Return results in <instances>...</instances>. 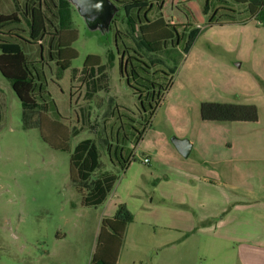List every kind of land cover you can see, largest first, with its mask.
I'll use <instances>...</instances> for the list:
<instances>
[{
    "label": "rangeland",
    "instance_id": "1",
    "mask_svg": "<svg viewBox=\"0 0 264 264\" xmlns=\"http://www.w3.org/2000/svg\"><path fill=\"white\" fill-rule=\"evenodd\" d=\"M195 2L202 12L205 0ZM1 4L17 9L15 0ZM118 7L114 20L127 45L168 73L170 86L133 148L134 160L121 171L106 151L117 128L111 111L118 105L139 114L137 98L119 72L123 50L111 31L89 32L70 6L77 56L60 78L44 41L48 91L59 120L40 114V106L21 105L0 75V264H89L101 219L112 218L119 205L126 206L132 222L117 264H237L242 250L264 258V28L245 13L236 24L205 25L210 12L201 13L203 22L185 52L168 47L153 54ZM164 11L169 24H185L183 17ZM161 12L154 6L149 20ZM21 47L31 59H40L38 46ZM90 55L99 58L98 67H84ZM202 103L252 105L258 119L202 121ZM173 138L190 142L187 158L175 150ZM85 139L97 147L98 167L86 182L74 184L69 157ZM63 144L68 152L59 150ZM105 174L117 180L104 203L81 205L80 193ZM239 198L245 202L239 214L247 242L211 240L210 215L227 199ZM230 215L228 224L235 225L236 214Z\"/></svg>",
    "mask_w": 264,
    "mask_h": 264
},
{
    "label": "trees",
    "instance_id": "2",
    "mask_svg": "<svg viewBox=\"0 0 264 264\" xmlns=\"http://www.w3.org/2000/svg\"><path fill=\"white\" fill-rule=\"evenodd\" d=\"M112 1L128 13V18L138 26L145 44L142 47L153 54L168 47L182 48L185 52L199 31L198 24L203 22L201 13L206 16L210 12L205 25L236 24L241 22L238 17L245 13L264 28V0H205L202 12L195 0ZM154 6L162 12L151 22L148 14ZM70 9L65 0H38L36 4L28 6L26 13L22 10L20 15L18 12L0 14V75L9 82L21 105L29 109L40 106V114H50L55 120L61 117L48 91L45 67L48 59L54 62L56 78H60L77 56L72 48L77 34ZM165 9L179 18L183 17L185 24H169L165 20ZM21 16L27 20L26 29L22 27ZM111 33L117 46L122 47L121 55L120 51L118 53L123 59L119 60V72L122 77H126L128 87L137 98L139 114L137 118L127 110H120L118 105L111 111L117 128L113 138L106 144V151L111 164L124 171L134 160L133 148L138 145L150 124L171 80L168 73L155 69L139 52L127 45V35L118 28L116 20L112 22ZM44 41L47 42V60L44 59ZM23 45L38 46L40 59H31L22 50ZM98 65V57H86L85 68ZM200 118L213 122H256L258 116L252 105L202 103ZM59 150L69 151L65 144ZM69 167L72 183H83L90 179L98 167V151L91 139H85L74 147L70 153ZM116 180L114 174L95 179L85 193L79 192L81 205L96 207L104 203ZM131 222L132 215L125 205H119L112 218L101 219L89 264H117L125 231Z\"/></svg>",
    "mask_w": 264,
    "mask_h": 264
},
{
    "label": "crops",
    "instance_id": "3",
    "mask_svg": "<svg viewBox=\"0 0 264 264\" xmlns=\"http://www.w3.org/2000/svg\"><path fill=\"white\" fill-rule=\"evenodd\" d=\"M3 0H0V14H10L13 12H18L19 15L22 10L28 12V6H32L33 4H36L38 0H15L17 4V9H10V7H5L1 4ZM22 20V19H21ZM26 29V28H25ZM104 121V120H103ZM194 176V175H193ZM212 186L213 184L210 183ZM264 187V182H263ZM215 193L213 191L210 192V196H214ZM237 195V194H235ZM229 197V196H228ZM238 198V197H237ZM244 201H241V198L234 200V202H231L230 199L227 203L224 205H219L216 210H214L213 215H210V239L211 240H217L219 242H232V239L241 240L244 244L247 242L246 236H245V229L244 227L241 228L240 226V212L241 209L244 208L241 204H244ZM234 212L236 215L233 216V220L235 225H229L228 219L231 217V213ZM238 217V218H237ZM215 220V221H214ZM187 237V234L184 236L185 239ZM241 238V239H240ZM263 242V240H261ZM264 248V247H262ZM258 251L254 250H245V251H239L236 254L237 257V264H264V258L260 253H257ZM259 254V255H258Z\"/></svg>",
    "mask_w": 264,
    "mask_h": 264
},
{
    "label": "water",
    "instance_id": "4",
    "mask_svg": "<svg viewBox=\"0 0 264 264\" xmlns=\"http://www.w3.org/2000/svg\"><path fill=\"white\" fill-rule=\"evenodd\" d=\"M83 19L89 32L101 35L110 33L114 18L118 15L119 7L112 0H65ZM175 150L183 158L190 154L191 144L185 139L171 140Z\"/></svg>",
    "mask_w": 264,
    "mask_h": 264
},
{
    "label": "built area",
    "instance_id": "5",
    "mask_svg": "<svg viewBox=\"0 0 264 264\" xmlns=\"http://www.w3.org/2000/svg\"><path fill=\"white\" fill-rule=\"evenodd\" d=\"M143 162H144V163H148L149 160H148L147 158H144V159H143Z\"/></svg>",
    "mask_w": 264,
    "mask_h": 264
}]
</instances>
